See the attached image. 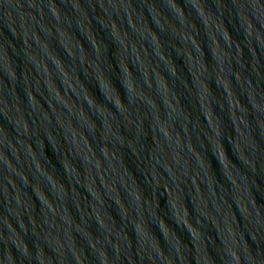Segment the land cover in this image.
Listing matches in <instances>:
<instances>
[{
  "label": "water",
  "instance_id": "water-1",
  "mask_svg": "<svg viewBox=\"0 0 264 264\" xmlns=\"http://www.w3.org/2000/svg\"><path fill=\"white\" fill-rule=\"evenodd\" d=\"M0 264H264V0H0Z\"/></svg>",
  "mask_w": 264,
  "mask_h": 264
}]
</instances>
